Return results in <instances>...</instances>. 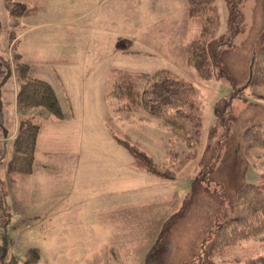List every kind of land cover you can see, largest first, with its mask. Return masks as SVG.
Here are the masks:
<instances>
[{"label": "rangeland", "instance_id": "1", "mask_svg": "<svg viewBox=\"0 0 264 264\" xmlns=\"http://www.w3.org/2000/svg\"><path fill=\"white\" fill-rule=\"evenodd\" d=\"M27 4L43 7L35 15L17 18L10 3L0 0V58L10 54L15 65L19 54L34 78L50 81L64 117L46 120L43 109L33 115L43 126L59 124V138L72 148L61 150L66 154L58 159L39 156L34 175L15 173L9 178L0 172L7 188L3 205L17 204L25 215L6 226L0 256L11 251L5 257L18 264L25 262L27 250L38 248L42 263L48 264L49 255H59V264H147L165 226L191 201L195 183L220 169L231 146L237 155L231 158L229 173L219 183L204 181L215 197L194 209L175 233L172 264H206L202 245L230 214L241 177L256 184L264 175V150L241 142L244 130L264 116V84L235 96L217 68L204 78L190 67L187 48L196 38L214 41L220 49L249 43L263 26L264 0H215L216 22L203 26L192 23L186 0ZM12 33L16 38L11 42ZM121 38L132 41L127 53L118 47ZM161 70L194 84L201 102L202 146L174 179L138 165L117 138L138 145L161 164L182 159L190 149L175 140L161 120L143 110L122 111L125 102L111 95L115 71L143 75ZM0 104L2 116L7 102ZM208 146L214 148V164L204 167L201 160ZM47 161L55 162V168L41 169ZM263 255L264 234L239 243L214 262L244 264Z\"/></svg>", "mask_w": 264, "mask_h": 264}, {"label": "trees", "instance_id": "2", "mask_svg": "<svg viewBox=\"0 0 264 264\" xmlns=\"http://www.w3.org/2000/svg\"><path fill=\"white\" fill-rule=\"evenodd\" d=\"M13 17L24 18L35 15L43 6H29L28 0H7ZM46 1V0H43ZM192 23L203 26L216 22L215 0H186ZM264 6V5H263ZM233 22L232 17L229 20ZM16 36L11 34V42ZM246 46L247 48H245ZM121 51L127 53L132 48V41L121 38L118 42ZM188 65L204 78H209L213 69L225 76L235 96H240L248 89L264 84V21L259 33L249 43L243 42L226 49H220L214 41L196 38L187 48ZM12 67L9 57L1 59L0 87L11 79L13 70L20 82L17 96L19 109H43L51 116L64 117L60 100L53 86L46 80L30 76V66L23 62L21 55H15ZM252 73V75H251ZM111 95L125 102L120 110L131 112L143 110L151 118L161 120L167 125L175 140L190 149L182 159L171 158L167 164H161L141 149L138 145L118 139L134 157L135 162L151 174L163 179H174L188 163L195 158L202 146L203 119L199 89L192 83L175 78L169 71L161 70L154 74H136L115 71L113 74ZM142 84H144L142 86ZM2 89L0 88V93ZM0 94V102L5 100ZM6 101V100H5ZM7 102V101H6ZM222 103H218L220 106ZM1 105V104H0ZM4 106L1 111H4ZM3 113V112H2ZM1 116V115H0ZM42 123L36 116L23 117L20 120L18 134L13 141L12 156L7 164V174L31 175L35 168L36 148ZM213 133L216 128L214 127ZM243 147L264 150V116L248 126L242 134ZM246 144V145H245ZM223 163L215 173L204 174L202 178L208 184L220 182L228 173L233 155L229 146ZM214 148L208 146L201 164L212 166ZM199 179L194 185L191 201L186 205L181 216L168 223L147 260V264H172L178 227L187 222L189 215L205 201L213 199L205 182ZM205 207V206H204ZM203 207V208H204ZM264 234V175L256 184H251L242 176L235 205L229 215L216 225L202 245L206 264H216L214 258L230 252L239 243ZM41 255L37 249H30L24 264H39ZM244 264H264V255L248 259Z\"/></svg>", "mask_w": 264, "mask_h": 264}, {"label": "crops", "instance_id": "3", "mask_svg": "<svg viewBox=\"0 0 264 264\" xmlns=\"http://www.w3.org/2000/svg\"><path fill=\"white\" fill-rule=\"evenodd\" d=\"M30 76L33 77L31 74ZM0 77H2L1 74H0ZM1 82L2 81H0V84ZM17 84L18 83L14 80V78L11 77V79L8 80L6 85L0 87L2 89V92L0 94H2L3 96L2 98H4L7 101V105L4 106L5 108L4 111L3 113H1L3 115L1 116L2 118L0 120V137H13V140H11L8 144H4L0 147V172L3 171L6 174H7V164L12 156L13 141L16 135L18 134L20 120L23 117L33 115L34 111L36 110V109H19L18 108L17 96H18L19 87H17ZM12 99H13V103H12ZM51 117L52 116L48 112H45L44 118H46V120H50ZM58 126L59 124H56L55 122H53L52 125L50 126L45 125L41 129L38 142H37V148H36V157H35L36 160L39 156L45 157V158L54 157L55 159H58L57 157H59L60 155L63 156L64 154H66L65 153L66 151H61V150H64V148L65 149L72 148V145L68 143L66 139L59 138V130L57 129ZM43 164L44 165H41V169L45 171H50L55 168L53 167V165H51V164H55V162L50 164L47 161L46 163H43ZM34 173L35 171L31 175H34ZM7 175L10 178L9 174ZM6 211L8 214L7 215L8 218L6 220V225H5V234L0 239V243H2L4 239H6V236H7L6 226L14 225L15 222L18 221V219L22 218V216H25V215H22L21 211H19L17 204H15L13 207L10 205L8 208H6ZM56 242H57L56 243L57 245L59 243V239ZM31 249L39 250L38 248H31ZM54 249H55V252L57 253L58 250L56 248ZM29 250H27V253ZM7 254L10 255L11 251L8 253L7 252L3 253V255L0 256V258H4L5 260H8L9 258L8 264H10L11 257L9 256L5 257V255ZM83 257L85 258L84 254H83ZM48 258L50 259V261H52L51 262L52 264H59V255L54 259H52V255H49ZM18 264H24V261H18ZM40 264H48V263L46 262L42 263L41 261Z\"/></svg>", "mask_w": 264, "mask_h": 264}, {"label": "built area", "instance_id": "4", "mask_svg": "<svg viewBox=\"0 0 264 264\" xmlns=\"http://www.w3.org/2000/svg\"><path fill=\"white\" fill-rule=\"evenodd\" d=\"M11 60H13V56H11ZM14 63L12 62V66ZM9 141V139L0 137V147L4 144H6ZM6 193L5 184L0 178V238L5 233V224L7 220V211L5 209V206L3 205V195ZM0 264H7V261L5 259L0 258Z\"/></svg>", "mask_w": 264, "mask_h": 264}, {"label": "water", "instance_id": "5", "mask_svg": "<svg viewBox=\"0 0 264 264\" xmlns=\"http://www.w3.org/2000/svg\"><path fill=\"white\" fill-rule=\"evenodd\" d=\"M251 75H252V73H251Z\"/></svg>", "mask_w": 264, "mask_h": 264}]
</instances>
